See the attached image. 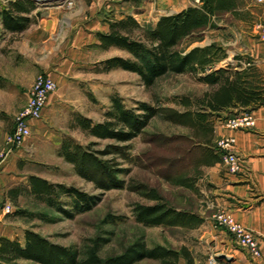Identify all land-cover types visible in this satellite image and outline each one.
Instances as JSON below:
<instances>
[{"label":"rangeland","instance_id":"obj_1","mask_svg":"<svg viewBox=\"0 0 264 264\" xmlns=\"http://www.w3.org/2000/svg\"><path fill=\"white\" fill-rule=\"evenodd\" d=\"M31 1L35 3L36 11L39 18L43 19V23L53 19L52 11L62 15L54 20L53 31L49 34L47 44L31 43L21 34L7 32L0 34V164L7 162L10 156L5 153V139L14 117L27 98L26 85L32 78H36L41 70L51 72V77L57 85L55 99L59 104H55L50 112L53 120L46 126L48 138L42 134L41 131L44 130L42 126L36 125L31 128V136L24 142L25 149H22L19 157H15L13 168L7 170L11 172L9 173L11 181L6 187L23 188L21 182L26 176L34 174L42 176L50 184L73 186L89 195H98L101 199L90 210L72 213L73 216L67 218L57 206H49L44 200L34 197L25 189L11 197L8 188L3 187L0 189V235L21 239L25 229H30L42 234L52 243L74 246L81 259H84L86 250L93 246V241H97L99 247L96 255L102 260L120 254L134 239L158 238L166 242L167 246L169 242L176 244V241L182 240L197 242L194 238L195 233L184 229L169 228L160 233L158 228L154 230L152 227L138 225L134 220L133 205L137 203L150 205L151 202L126 188L110 191L95 188L89 181L80 178L71 164L57 157L58 150L53 143L57 138L61 140L70 138L82 145L96 141L80 128H72L71 124L79 115L89 118L92 122L102 121L113 97H119L124 106L132 110H136L140 103L170 106L180 110L182 107L177 104L179 97L187 96L194 100L212 87L197 80L201 73L194 71L166 73L157 78L150 87H146L136 73L122 68L101 71L99 62L106 57L132 58V56L122 49H100L97 46L99 40L96 34L107 32L109 29L103 32V27L108 28L110 23L130 16L141 27L140 30L134 29L131 37L139 38L143 31L152 28L150 22H145L144 17L137 15L138 12H144L145 17H149L150 20L156 14V10L153 12L149 10L150 6H153L148 4L150 0H75L70 9L58 7L59 3L55 0ZM8 3L9 0H0V12ZM237 18H240L242 23L232 20L228 13L221 12L214 21L215 29L206 27L200 30L198 33L202 34L201 38L191 35V38L180 43L176 49L186 50L187 47H206L213 44L218 49L216 52L218 58L226 56L214 64L215 69L233 62L236 57L234 52L240 40L234 31L236 28L245 30L246 23L252 24L254 20L252 16L245 17L243 14ZM78 33L84 45L76 50L78 44L74 43ZM68 42L72 45L70 46ZM64 59L65 66L62 67L61 62ZM239 112L243 111L223 112L220 121L236 116ZM145 133L189 134V130L164 122L160 117H154ZM37 142H41L42 146L37 147ZM98 142V145H94L96 149L113 141ZM130 144L132 159L121 162L124 173L119 177L125 181L133 179L154 187L164 197L167 205L173 208L194 209L199 197L197 198L190 190L167 183L155 174L136 166L133 158L149 149L142 135L137 136ZM17 178L22 179L19 181ZM57 200L63 211L72 212L71 196L59 195ZM6 205L10 208L5 212ZM208 247L210 246H205V249ZM201 250L200 253H203L206 261L211 252ZM219 262L229 264L222 260Z\"/></svg>","mask_w":264,"mask_h":264},{"label":"trees","instance_id":"obj_2","mask_svg":"<svg viewBox=\"0 0 264 264\" xmlns=\"http://www.w3.org/2000/svg\"><path fill=\"white\" fill-rule=\"evenodd\" d=\"M234 1L200 0V7L190 6L176 14L162 15L156 25L143 31L139 38L131 37V32L141 27L130 16L110 23L107 32L96 34L100 49L115 47L132 56L106 58L99 62L103 72L122 68L136 73L144 85L150 87L166 73L194 71L201 73L197 80L212 87L194 100L187 96L179 97L177 104L182 107L180 110L145 103H140L136 110H132L126 108L119 97H113L102 121L92 122L79 115L71 124L72 128H80L97 142L82 145L70 138L61 140L58 156L70 163L80 178L101 191L126 188L152 203L133 205L134 220L139 225L193 229L198 227L201 219L190 212L167 205L154 187L119 177L124 173L121 162L132 159L130 143L133 139L142 135L143 141L149 146L148 150L133 158L137 167L155 174L167 183L196 191L200 168L221 161V153L216 149L214 141L215 122L221 120L223 112H251L264 105V77L253 66L238 69L227 65L215 69L214 64L226 56L218 58V49L213 44L195 46L188 51L176 49L193 33L206 27L215 28L214 20L221 12L232 10ZM35 9V3L31 0L9 2L0 12L2 29L10 32L27 29L33 22L30 15ZM154 117L182 126L189 130V134H146L145 129ZM109 140L113 142L102 148H94V145L99 144L98 141ZM22 187L11 188L8 194L12 197L25 189L49 206H57L67 218L72 217V213L90 210L101 199L98 195H89L73 186L50 184L44 178L34 175L28 176ZM59 195L72 197V212L61 209L57 200ZM93 242V246L86 250L84 259H81L74 246L52 243L42 234L25 229L22 243L16 239L0 238V264H133L144 258L159 259L162 264H177L180 256L185 257L187 264H192L186 248L179 251L161 246L148 249L143 240L133 242L119 255L102 260L96 255L99 242Z\"/></svg>","mask_w":264,"mask_h":264},{"label":"crops","instance_id":"obj_3","mask_svg":"<svg viewBox=\"0 0 264 264\" xmlns=\"http://www.w3.org/2000/svg\"><path fill=\"white\" fill-rule=\"evenodd\" d=\"M13 1L16 0H9V2ZM148 4L153 5L150 6L149 10H151V12H153V10H156V14H154V16H152L150 20L149 17H145L144 12H138L137 15H139L140 17H144L145 22H150L149 24L152 27L156 25V21L162 15L176 14V12H180L190 6H201L200 0H150ZM224 12L228 13L232 20L235 19L241 21L240 18H237V16L240 17L242 14L245 17L252 16L254 20H252V24L248 25V23H246L247 27L245 30H239L237 28L235 29L234 33L236 32V35L238 36V38H240L236 51L234 52L236 57L233 62L223 64L219 68L225 67L230 64H239L240 60H251L254 64L253 67L256 68V70L264 77V41L261 40L258 29L259 25L264 23V1H262V3H257L254 0H235L234 8L232 10ZM52 13L53 19L48 20L47 23H43V19L39 18V14L37 15L36 9L33 10L30 15V17L33 19L32 24L27 27V29L19 32H10L2 29L0 14V34L4 32L16 35L21 34L25 35L27 37V41L31 43L39 44L41 42L47 44L46 41H48V39L50 38L49 34L53 31L52 25L55 22L54 20L62 15L55 11H52ZM107 29H109V27H103V32L107 31ZM230 32L232 34V31ZM192 35L198 38L202 37L201 33H193ZM76 37L77 39L75 40L74 45H78L76 47H73H75V49L77 50L79 47L84 45V43H82L83 41L81 40L82 38L80 37L79 33L76 35ZM68 41L71 42V40ZM69 42L68 44H70L71 46L72 42ZM192 47H187L188 49L184 51H188L192 49ZM111 48L118 50V48L115 47H110L108 49ZM65 61L66 59L61 62L62 67L65 66ZM40 73H45L50 76L52 75L51 72L46 69L41 70ZM34 78H32V80L26 85L27 98L24 99L21 108L24 107L28 101V93L30 88L32 87ZM56 91H54L48 98L49 101L42 113V118L36 121L29 122L30 129L36 127V125H39L40 127L42 126L44 130H42L41 132L46 138L49 137L46 126L53 120L52 114L50 112L54 108L55 104H59L57 103V99H55ZM250 113L254 118L255 125L252 127V129L249 130H229L222 124V121L218 120L215 122L216 125L214 141H217L220 138H224V136L234 137V151L238 156L242 158L243 165H245V171L239 172V174L228 173L226 167L222 165L221 162L213 163L210 166H202L200 168L201 174L197 178L196 191H191L196 195L197 198L199 197L195 202L194 209L180 210L175 208L179 211H187L194 214L196 217H199L201 219V222L199 223L198 227L193 229L186 227L169 228H175L179 230L184 229L186 231L193 232L195 233L194 238L197 240V242L191 240H182L180 242L176 241V244L169 242V245L167 246L166 242H164L163 240H160L158 238L150 239V237H145L142 240L146 248L152 249L155 248V246H161L166 249H173L176 251H179L181 248H186L192 258V264L208 263V258L205 261L203 253H200L201 249L211 252L210 256L215 255L217 259L219 256H225V259L219 260L225 261L229 264H264V105L259 106L258 108L252 110ZM11 128L10 131L12 130ZM53 145L55 146L56 150H58L61 145V138H57ZM24 146L22 147V149H25ZM36 146L41 147L42 143L40 142ZM22 149L11 153L8 161L4 164H0V189L6 187V185L10 183L9 181L11 180L9 173L11 172L8 171L9 169L11 170L13 168L15 157L20 156V153H22ZM57 157H59V159H63L61 156ZM28 176H24L25 179L23 182H21L23 186L26 184ZM34 176L42 177L40 175ZM17 179L21 181L22 178ZM6 188H8L7 190H9L13 187L9 186ZM209 201L212 202L211 206L208 205ZM218 210H223L225 212L227 211L231 213L238 223L242 224L245 228L250 230L254 234V236L257 237L260 251H262V256L260 258H256V260L252 259L247 251H245L243 248L241 249L237 245L234 237H232L222 228L218 227L216 223H214L213 215ZM152 228L154 230L155 228H158L160 233H163V231L169 229L168 227L162 226H155ZM1 237L7 238L4 235H0V238ZM8 239H16L20 243L23 242V236L21 239ZM135 241L137 240L134 239L132 242H129L123 249V251L127 248V246ZM205 246L210 247L205 249ZM133 264H162V262L159 259L154 260L144 258L141 259V261L135 262ZM177 264H187L185 257L180 256L178 258Z\"/></svg>","mask_w":264,"mask_h":264},{"label":"built area","instance_id":"obj_4","mask_svg":"<svg viewBox=\"0 0 264 264\" xmlns=\"http://www.w3.org/2000/svg\"><path fill=\"white\" fill-rule=\"evenodd\" d=\"M54 1V0H53ZM75 0H55L59 3L58 7H66L70 9L73 6ZM257 3H262L264 0H254ZM259 35L261 40L264 41V23L259 25ZM238 69H248L254 66L250 60H240L239 64H230ZM57 85L54 79L45 73H40L36 76L32 87L28 93V101L26 105L16 114L13 119L12 130L8 133L5 144H6V155L11 154L17 150H21L24 146V142L31 135L30 121H36L42 118L43 111L46 108L50 95L56 91ZM222 124L229 130H249L255 125V121L250 112L243 111L237 113L236 116L225 118ZM235 138L232 136H224L215 141L216 149L221 153L220 159L221 164L224 165L231 174H239V172L245 171V165L243 160L234 151ZM211 206L212 202H208ZM9 205H6L4 210L8 211ZM214 222L216 225L232 237H234L237 245L248 252L252 259L260 258L262 251H260L257 237L245 228L242 224L238 223L233 215L223 210H218L213 215ZM208 264H225L219 262V259L215 255L210 256Z\"/></svg>","mask_w":264,"mask_h":264},{"label":"water","instance_id":"obj_5","mask_svg":"<svg viewBox=\"0 0 264 264\" xmlns=\"http://www.w3.org/2000/svg\"><path fill=\"white\" fill-rule=\"evenodd\" d=\"M218 259H225V256H219Z\"/></svg>","mask_w":264,"mask_h":264},{"label":"bare ground","instance_id":"obj_6","mask_svg":"<svg viewBox=\"0 0 264 264\" xmlns=\"http://www.w3.org/2000/svg\"><path fill=\"white\" fill-rule=\"evenodd\" d=\"M38 1H43V0H38Z\"/></svg>","mask_w":264,"mask_h":264}]
</instances>
